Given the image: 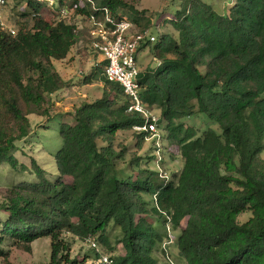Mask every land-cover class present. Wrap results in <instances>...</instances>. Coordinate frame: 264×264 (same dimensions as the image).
<instances>
[{"label": "trees", "instance_id": "1", "mask_svg": "<svg viewBox=\"0 0 264 264\" xmlns=\"http://www.w3.org/2000/svg\"><path fill=\"white\" fill-rule=\"evenodd\" d=\"M16 1L26 9L15 15V35L0 24V164L28 169L36 181L8 188L0 259L4 246L30 252L49 239L52 264H97L73 259L67 236L110 247L108 230H118L126 254L109 257L113 264H160L170 242L181 264H264V0H225L221 12L206 0H185L169 18L178 39L164 34L141 47L160 62L139 75L142 100L166 122L183 160L167 179L116 145L119 132L149 120L128 111V96L102 72L103 97L59 120L55 179L35 157L30 167L20 164L14 153L32 134L30 117L48 116V97L66 84L53 61L77 44L76 16L93 12L86 0H61L74 10L71 20L59 9L47 20L44 6ZM93 1L135 29L145 19L125 0ZM199 115L220 131L184 123ZM148 134L140 132L142 142ZM246 213L251 218L240 223Z\"/></svg>", "mask_w": 264, "mask_h": 264}, {"label": "rangeland", "instance_id": "2", "mask_svg": "<svg viewBox=\"0 0 264 264\" xmlns=\"http://www.w3.org/2000/svg\"><path fill=\"white\" fill-rule=\"evenodd\" d=\"M185 0H125L128 5L133 6L138 12H145V19L135 31L149 30L150 37L159 39L161 35L169 34L178 39L177 32L172 27L169 18L174 17L176 11ZM207 3L215 4L220 12L222 11L225 0H206ZM16 0H8V4L0 9L2 21L8 28H15L14 19L17 13L24 11L25 3L16 6ZM57 5H55V8ZM47 8V6H45ZM45 14V19L50 20V13ZM132 19V13L127 9H122ZM132 16V17H131ZM90 25L87 19H79L78 42L71 50L66 62L53 61L56 70L64 76L66 83L62 90L48 97V108L50 113L46 117L31 116L33 131L32 134L18 143V150L14 153L20 164L31 166V159L35 157L43 164L44 169L52 174L50 177L55 179L57 167L55 154L61 147V137L59 134V120L69 118L74 112L85 103H93L103 97L105 83L100 78H105L104 60L95 52L89 40ZM158 61L150 53L149 48L143 49L139 55V65L142 71L149 67L156 69ZM93 73H97L93 76ZM63 79V78H62ZM114 93H111L113 98ZM158 119L154 132H149L144 141L139 138L140 131L127 130L119 132L116 137V145L126 148L127 158L142 157L141 168L159 171L164 178H170L173 173H177L183 167V160L180 155L178 145L169 138V130L165 121L159 119L158 114L154 113ZM58 119V120H57ZM70 119V118H69ZM187 126H193L197 131L204 132L208 128L220 131L216 123L212 122L205 115L188 118L184 121ZM147 133V132H145ZM118 149V148H117ZM264 159V154H263ZM56 175V176H55ZM36 181L28 169L18 170L9 164H0V206L8 199V188L13 185L25 182ZM68 181V179H66ZM150 199L149 197H146ZM251 213H246L239 217L240 223H245L251 218ZM110 237V247L98 240L91 238L80 240L77 237L68 235L72 244L71 256L83 262L100 263L101 257L124 256L126 254L123 246L117 244L118 230H108ZM176 234L172 233V237ZM90 240V241H89ZM93 243L96 245H93ZM170 257H163L158 253L160 264H181L177 249L166 243ZM163 246V247H165ZM30 252L18 247L4 246L3 249L8 255L0 259V264H52L51 263V241L41 239L32 244ZM100 258V259H99ZM168 262H167V261Z\"/></svg>", "mask_w": 264, "mask_h": 264}, {"label": "built area", "instance_id": "3", "mask_svg": "<svg viewBox=\"0 0 264 264\" xmlns=\"http://www.w3.org/2000/svg\"><path fill=\"white\" fill-rule=\"evenodd\" d=\"M7 1L0 0V8L4 7ZM31 1L44 7L47 6L45 9L48 11L59 9L60 17L68 22L74 15V10H70L68 6L61 8V0ZM86 1L90 3L93 12L90 16L86 17L90 25L89 40L92 49L106 63L104 67L105 77L108 81L119 84L122 87L124 93L130 100L129 112L137 113L149 120L146 125L136 126L134 129L140 132H154L158 119L152 111L146 108L142 100V88L138 81L139 75L142 72L139 65L141 47L145 43L156 42V38L150 37L149 30L135 31V26L131 21L126 18L122 20L114 18L107 8L99 11L93 0ZM55 5H57L56 8ZM83 5L84 3L81 4V6ZM95 12H100L101 14L96 16L94 14ZM76 18L77 20H81L84 17L78 15ZM0 24L4 29L8 28L2 21L1 15ZM9 30L12 35H15L16 32L14 29L10 28ZM102 262L105 264H113V261L109 257H103Z\"/></svg>", "mask_w": 264, "mask_h": 264}, {"label": "crops", "instance_id": "4", "mask_svg": "<svg viewBox=\"0 0 264 264\" xmlns=\"http://www.w3.org/2000/svg\"><path fill=\"white\" fill-rule=\"evenodd\" d=\"M68 58H69V55H68V57H67L65 60L61 61V63L66 62V61L68 60ZM58 73H59V72H58ZM59 74L61 75V77L63 78V80H65V79H64V76H63L61 73H59Z\"/></svg>", "mask_w": 264, "mask_h": 264}]
</instances>
